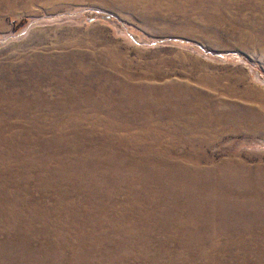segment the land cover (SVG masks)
Segmentation results:
<instances>
[{
    "label": "rangeland",
    "instance_id": "obj_1",
    "mask_svg": "<svg viewBox=\"0 0 264 264\" xmlns=\"http://www.w3.org/2000/svg\"><path fill=\"white\" fill-rule=\"evenodd\" d=\"M0 264H264V0H0Z\"/></svg>",
    "mask_w": 264,
    "mask_h": 264
}]
</instances>
